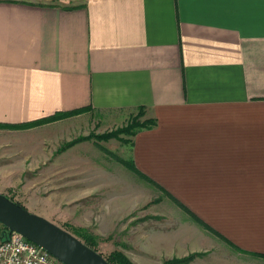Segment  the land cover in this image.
<instances>
[{
	"label": "crops",
	"instance_id": "obj_1",
	"mask_svg": "<svg viewBox=\"0 0 264 264\" xmlns=\"http://www.w3.org/2000/svg\"><path fill=\"white\" fill-rule=\"evenodd\" d=\"M85 106L46 126L116 127L143 107L156 124L129 146L142 176L215 231L201 243L264 255V0H0V123ZM151 236L167 254L202 248L190 226Z\"/></svg>",
	"mask_w": 264,
	"mask_h": 264
},
{
	"label": "rangeland",
	"instance_id": "obj_2",
	"mask_svg": "<svg viewBox=\"0 0 264 264\" xmlns=\"http://www.w3.org/2000/svg\"><path fill=\"white\" fill-rule=\"evenodd\" d=\"M81 1L68 0V3ZM78 114L26 127L0 126L5 130L0 131L1 194L92 244L90 247L106 260L111 253L119 251L132 264H215L220 250L227 256L225 264H264L262 254L215 248L216 238L201 243L207 232L215 233L197 219L198 229L193 221L183 219L182 212L172 205L162 189L157 190L148 178L129 167L130 136H99L125 125L129 118L116 127H105L103 122L93 127L95 124L87 125L75 118L60 124L58 130L64 128L62 136L56 126H46ZM144 118H148L145 113L140 119ZM86 136L90 137L77 139ZM122 138L129 141L124 142ZM74 139L75 142L67 145ZM2 144L10 153H1ZM25 148H30L29 154H25ZM5 163L13 167L4 171ZM126 194L138 199L139 207L131 214L122 215L114 211L110 198L118 201ZM150 214L154 217H146ZM184 226L187 229L190 226L191 236L199 240L202 248H185L188 251L181 256L177 255L176 248L169 254L151 248L153 231L180 232ZM7 236L5 233L4 237ZM191 254L195 255L187 262H170Z\"/></svg>",
	"mask_w": 264,
	"mask_h": 264
},
{
	"label": "water",
	"instance_id": "obj_3",
	"mask_svg": "<svg viewBox=\"0 0 264 264\" xmlns=\"http://www.w3.org/2000/svg\"><path fill=\"white\" fill-rule=\"evenodd\" d=\"M0 223L42 246L65 264H110L96 250L50 220L0 193Z\"/></svg>",
	"mask_w": 264,
	"mask_h": 264
},
{
	"label": "trees",
	"instance_id": "obj_4",
	"mask_svg": "<svg viewBox=\"0 0 264 264\" xmlns=\"http://www.w3.org/2000/svg\"><path fill=\"white\" fill-rule=\"evenodd\" d=\"M88 107H80V108H76V109H72L69 111H64V112H56L50 116L47 117H43L37 120H33L30 122H23V123H18V124H4V123H0V126H7V127H22V126H31V125H35V124H39V123H44L47 121H51V120H55L58 118H62L64 116H69V115H73V114H78L84 110H86ZM145 111L143 107H138L136 112L134 114H132L127 123L119 128H116L108 133L99 135L100 137H104V138H110V137H118L120 134H124V135H129L130 139L134 136V134L141 129H148L151 128L153 126H155L156 124V119L154 117H148V118H144V119H140L143 115H144ZM92 135V134H90ZM90 136H86V137H78V140H82L85 138H88ZM132 140V139H131ZM76 139L72 140L71 142H69L67 145L72 144L73 142H75ZM122 141L127 142L129 141V139L127 138H122ZM131 142V141H130ZM130 162L128 165L131 169H133L134 171L139 172V170L135 167L133 161L130 158ZM139 174H141L139 172ZM143 175V174H141ZM149 179V178H148ZM197 219V218H195ZM199 222H201L199 219H197ZM205 227H207L209 230H212L214 233L215 231L213 229H211L208 225H206L205 223L201 222ZM8 229L7 227H5L3 224L0 223V238L1 240L4 238L5 233H7ZM85 244H87L88 246H92V244L87 243L86 241H84ZM195 254H191L189 256H186L184 258H180V259H172L170 262L171 263H180V262H187L189 260H191L194 257ZM107 260L111 263V264H132L131 262H129V260L119 251H115L113 253H111V255L107 258Z\"/></svg>",
	"mask_w": 264,
	"mask_h": 264
},
{
	"label": "built area",
	"instance_id": "obj_5",
	"mask_svg": "<svg viewBox=\"0 0 264 264\" xmlns=\"http://www.w3.org/2000/svg\"><path fill=\"white\" fill-rule=\"evenodd\" d=\"M0 240V264H65L17 231Z\"/></svg>",
	"mask_w": 264,
	"mask_h": 264
},
{
	"label": "bare ground",
	"instance_id": "obj_6",
	"mask_svg": "<svg viewBox=\"0 0 264 264\" xmlns=\"http://www.w3.org/2000/svg\"><path fill=\"white\" fill-rule=\"evenodd\" d=\"M61 260V259H60Z\"/></svg>",
	"mask_w": 264,
	"mask_h": 264
}]
</instances>
